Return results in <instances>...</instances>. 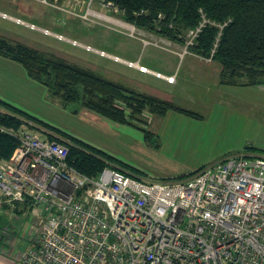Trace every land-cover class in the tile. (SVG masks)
Listing matches in <instances>:
<instances>
[{
	"label": "built area",
	"instance_id": "obj_1",
	"mask_svg": "<svg viewBox=\"0 0 264 264\" xmlns=\"http://www.w3.org/2000/svg\"><path fill=\"white\" fill-rule=\"evenodd\" d=\"M206 22L188 31L189 45ZM27 127L2 128L18 144L0 161V200L42 222L15 264H264V156H228L184 179L146 181L112 165L89 176L66 144Z\"/></svg>",
	"mask_w": 264,
	"mask_h": 264
},
{
	"label": "rangeland",
	"instance_id": "obj_2",
	"mask_svg": "<svg viewBox=\"0 0 264 264\" xmlns=\"http://www.w3.org/2000/svg\"><path fill=\"white\" fill-rule=\"evenodd\" d=\"M107 1L109 0H0L1 13L19 18L27 24H35L38 27V30L37 28L32 29L27 25H20L0 16V34L5 35L6 33L11 36V39L18 38L28 45L54 52L58 56H62V53H64L71 59L73 58L75 64L88 70H94L106 79L123 84L127 89L134 92L135 98L138 97V94L160 97L154 91H160L159 94H166V92L180 88L179 91H176H178L179 97H183L181 101L185 104H191V102L186 100L188 95L195 94L197 91L202 94L203 83H207L201 78L202 76L206 78L211 76L210 83H216L221 67L219 63L212 60V57L206 58L199 55L204 60L214 63L205 65L209 69L203 71L204 75L202 73L195 75V72L192 74V70L197 66L191 61V57L188 56L183 63L182 57H175V55L170 54V51L175 49L182 51L180 56L190 53L197 54L193 48L196 46L200 34L193 39L192 45L188 44L191 40L187 36L188 32H184L181 39L175 41L157 32L163 26L161 24L163 15H159L156 19H151L155 29L148 30L140 27L137 22H131L126 19L123 12L115 5L113 8L107 6ZM146 14L148 13L146 12ZM98 15H103L107 19ZM209 25L217 27L220 31L215 42L216 48L225 24L210 22ZM204 27H206V24ZM191 30L189 31L191 32ZM92 48L99 52L103 51L118 56L129 62L136 63V60L141 59L139 64L146 66L153 72H157V70L175 72V67H177L180 71L179 85L170 86L166 82L151 76L153 74H142L143 72L140 73L139 69L103 56L91 50ZM73 53L75 54L72 55ZM47 58L51 59L50 56H47ZM44 79L49 85L50 92L54 94L55 74L44 75ZM77 95L86 96L82 87H77L75 92H71V97H77ZM125 95L133 97L132 93H125ZM51 100L54 101L53 98ZM56 100V102L59 101L58 99ZM116 105L125 108L127 116L134 114L132 113V108H129L123 100H117ZM29 107H26L25 110L40 120L48 122L60 121L61 119L58 117L59 112L53 107L44 105ZM63 108H67L69 112L71 109L74 111L79 110L82 108V103L81 101L70 102L68 106ZM0 110L6 111L1 106ZM160 119V115L152 113L150 108H145L141 113L135 114L132 122L137 124L138 128H142L141 130L145 129L154 136ZM23 122L25 127H27L28 123H32L43 139L48 138L47 133L50 131L46 127L34 124L26 118L23 119ZM71 123L76 125L74 122ZM27 128L30 129L29 127ZM40 129L47 133L41 132ZM147 144L154 152L137 146L124 152L122 156L124 163L115 161L111 165L146 181L157 180L158 178H155V175L162 171V163L156 151L160 142L155 137L153 140H147ZM247 156L262 155L249 153ZM41 223L40 219H35L29 213V207L26 204L12 207L5 201L0 200V264H15L18 254L26 250L30 245V232L34 229H40Z\"/></svg>",
	"mask_w": 264,
	"mask_h": 264
},
{
	"label": "trees",
	"instance_id": "obj_3",
	"mask_svg": "<svg viewBox=\"0 0 264 264\" xmlns=\"http://www.w3.org/2000/svg\"><path fill=\"white\" fill-rule=\"evenodd\" d=\"M109 1L123 12L126 19L137 22L140 27L148 30L155 29L151 19L163 15L161 22L163 26L157 32L175 41L181 39L184 32L196 29L204 20H207L208 24L206 22V27L200 32L193 50L203 57H212L213 61L220 64L221 83L264 85V0ZM144 11L148 14L143 13ZM210 22L225 24L216 48L215 42L220 31L217 27L209 25ZM5 35L0 34V55L22 63L28 74L33 79L43 82L48 89L49 85L44 75L54 73L55 92L51 93L50 89L49 92L53 97L60 99L64 105L81 101L83 107L115 122L136 126L132 118L145 108H150L152 113L161 117L169 110L199 117L196 113L179 106L172 96L154 91L161 98L145 94H138L135 98L134 92L124 85L106 79L94 70L75 64V61L64 53L58 56L54 52L28 45L18 38L11 39V36L6 33ZM77 87H82L86 96L71 97V92H75ZM125 93H132L134 98L126 96ZM117 100H123L129 108H132L134 114L127 116L125 108L116 105ZM0 106L6 109L5 112L0 110V161L10 159L18 144L17 140L2 131V128L19 130L24 124L23 119L26 118L34 124H40L49 129L51 134H47L48 139L66 144L69 148V163L84 174L97 176L105 167L115 162L108 154L75 138L66 139L58 129L5 102L0 101ZM145 136L147 140L154 138L146 130ZM247 150L249 153H255L251 148ZM192 173L174 179H184Z\"/></svg>",
	"mask_w": 264,
	"mask_h": 264
},
{
	"label": "crops",
	"instance_id": "obj_4",
	"mask_svg": "<svg viewBox=\"0 0 264 264\" xmlns=\"http://www.w3.org/2000/svg\"><path fill=\"white\" fill-rule=\"evenodd\" d=\"M181 53L182 51L176 49L170 51L175 57H182L183 63L188 56L191 57V61L197 66L192 70V74L195 72V75L200 73L204 75L203 71L209 69L205 65L216 62H208L195 53L180 56ZM157 72L168 76L174 75L176 80L169 83L155 75L151 76L173 87L179 85L180 71L177 67L175 72L158 70ZM220 74L221 68L215 84L210 83L209 80L212 79L210 75V78L201 77L207 83H203L202 94L197 91L188 95L186 100L191 104L181 101L183 97H179L177 93L180 88L166 92V95L172 96L179 106L196 113L199 117L175 110H169L161 117L154 135L160 142L156 151L162 163V171L155 175L157 180L186 176L228 156H247L249 154L247 148L264 156V85L225 84L221 83ZM56 99L58 98L50 94L43 82L33 79L28 74L22 63L0 55V101L27 114L29 113L25 108L29 106L44 105L55 108L59 112L60 121L48 123L29 115L58 129L66 139L75 138L82 141L108 154L117 162L124 163L122 158L124 152L137 146L151 150L147 144L145 129L143 131L142 128L130 123L115 122L83 106L79 110L71 109L69 112L67 108H63L68 105L62 104L60 99L56 102ZM71 122L76 125H72Z\"/></svg>",
	"mask_w": 264,
	"mask_h": 264
},
{
	"label": "flooded vegetation",
	"instance_id": "obj_5",
	"mask_svg": "<svg viewBox=\"0 0 264 264\" xmlns=\"http://www.w3.org/2000/svg\"><path fill=\"white\" fill-rule=\"evenodd\" d=\"M46 7V6H45ZM44 8V7H43ZM45 10H46V8H44ZM62 10V9H61ZM28 24H30V23H28ZM32 24V23H31ZM34 26H35V28H37V30H38V27L34 24ZM47 31H49V32H52V31H50L49 29H46ZM73 45V44H72ZM61 49V48H60ZM61 50H63V49H61ZM63 51H65V52H67L66 50H63ZM68 53V52H67ZM71 55V54H70ZM72 55H74V53L72 54ZM76 57V56H75ZM73 59V58H72Z\"/></svg>",
	"mask_w": 264,
	"mask_h": 264
},
{
	"label": "bare ground",
	"instance_id": "obj_6",
	"mask_svg": "<svg viewBox=\"0 0 264 264\" xmlns=\"http://www.w3.org/2000/svg\"><path fill=\"white\" fill-rule=\"evenodd\" d=\"M99 17H101V18H104V19H107L105 16H103V15H98Z\"/></svg>",
	"mask_w": 264,
	"mask_h": 264
}]
</instances>
